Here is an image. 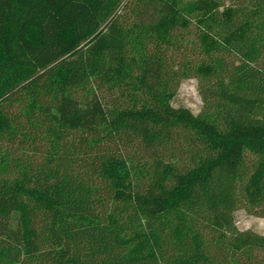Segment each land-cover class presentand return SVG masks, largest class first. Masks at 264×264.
Wrapping results in <instances>:
<instances>
[{
  "label": "trees",
  "instance_id": "16d2710c",
  "mask_svg": "<svg viewBox=\"0 0 264 264\" xmlns=\"http://www.w3.org/2000/svg\"><path fill=\"white\" fill-rule=\"evenodd\" d=\"M238 208L264 217V0H0V264H264Z\"/></svg>",
  "mask_w": 264,
  "mask_h": 264
},
{
  "label": "rangeland",
  "instance_id": "374dc122",
  "mask_svg": "<svg viewBox=\"0 0 264 264\" xmlns=\"http://www.w3.org/2000/svg\"><path fill=\"white\" fill-rule=\"evenodd\" d=\"M171 105L175 108L185 107L194 115L198 114L203 101L199 93V82L195 78H185L179 83ZM19 210H14L11 214L12 220L18 219ZM233 221L239 231H251L264 235V217L249 214L246 210L238 208L233 212Z\"/></svg>",
  "mask_w": 264,
  "mask_h": 264
}]
</instances>
